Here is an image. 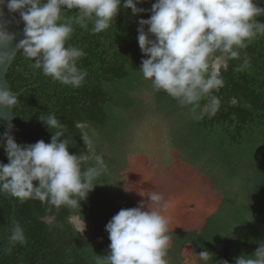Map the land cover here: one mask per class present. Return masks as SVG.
<instances>
[{
  "label": "trees",
  "instance_id": "1",
  "mask_svg": "<svg viewBox=\"0 0 264 264\" xmlns=\"http://www.w3.org/2000/svg\"><path fill=\"white\" fill-rule=\"evenodd\" d=\"M155 2L143 0L137 7L144 12L133 15L122 0L110 28L98 34H92L91 22L87 30L74 25L67 43L86 53L77 62L87 72L79 88L34 71L32 61L20 51L7 75L13 92L24 91L14 107L16 129L26 145L40 140L50 143L54 130L49 131L40 116L54 113L67 126L62 139L69 140L71 154L88 152L103 157L107 172L81 202L80 213L90 229L103 234H108L105 228L114 215V200L122 196L129 157L140 155L142 147H152L170 159L177 153L179 161L212 181L222 199L200 230H169L168 264H185L186 247L196 256L204 250L211 253L213 260L208 264H235L236 258L253 256L264 243V35L241 52L250 60L248 69L234 71L241 63L234 60L222 71L225 85L214 93L221 100L216 115L195 119L205 101L194 114L191 106L181 107L165 92L156 91L139 71L147 58L138 44L139 20L150 18ZM255 2L264 8V0ZM76 11L65 10L64 17L70 18ZM256 20L264 23V16ZM150 122L155 124L154 130ZM7 124L0 120V135L7 132ZM11 135L23 146L15 133ZM8 162L0 147V163ZM123 205V209L137 207L128 200ZM47 207L38 200L20 203L0 193V264H95L96 256L109 254V248L93 242L69 222L67 208H53L48 213ZM46 215L55 216L53 225L41 219ZM14 222L24 230L23 244L9 240ZM197 264H204L198 256Z\"/></svg>",
  "mask_w": 264,
  "mask_h": 264
},
{
  "label": "clouds",
  "instance_id": "2",
  "mask_svg": "<svg viewBox=\"0 0 264 264\" xmlns=\"http://www.w3.org/2000/svg\"><path fill=\"white\" fill-rule=\"evenodd\" d=\"M142 2L123 0V7L138 15L144 12L137 7ZM0 4H6L10 13H19L25 25L24 38L16 44V51H22L32 61L30 67L54 82L79 88L87 72L77 62L86 53L67 43L74 25L87 30L91 22L92 34L108 30L122 0H0ZM74 9L77 11L72 17H64L65 10ZM259 16H264V8L258 7L255 0H156L150 18L139 20L138 44L147 57L139 71L156 91L165 92L181 107L191 106L194 114L205 101L195 119L205 114L213 117L221 107V100L214 93L225 85L222 71H227L229 62L234 60L241 61L236 72L250 67V60L241 52L264 35V23L256 20ZM14 39L7 25L0 22V49ZM11 59L10 54L0 51V67ZM18 102L16 93L0 88V108L12 110ZM40 121L49 131L54 130L50 131V143L40 140L19 145L10 134L11 123L7 124L9 131L0 135V141H4L0 147L9 161L0 163V193L20 203L38 200L48 206V213L65 207L70 211L69 222L83 233L86 223L80 215L81 202L107 172V164L98 154H71L69 140L62 139L67 126L54 113L42 114ZM89 160L94 163L89 164ZM162 207H167L163 196L150 192L147 203L121 209L105 228L110 240L109 254L96 256L95 264H168L172 235L169 219L161 214ZM41 219L50 226L55 223L54 215ZM9 240L13 244L26 241L19 223L14 222ZM197 256L204 264L213 260L207 250ZM235 264H264V243L253 256L236 258Z\"/></svg>",
  "mask_w": 264,
  "mask_h": 264
},
{
  "label": "rangeland",
  "instance_id": "3",
  "mask_svg": "<svg viewBox=\"0 0 264 264\" xmlns=\"http://www.w3.org/2000/svg\"><path fill=\"white\" fill-rule=\"evenodd\" d=\"M143 97L147 104V92L143 93ZM135 109L137 115L140 114L139 108ZM154 117L157 118L158 114L155 113ZM144 125L147 126V123ZM150 125L154 130L155 124L150 122ZM139 153L141 154L138 156L129 157L122 196L114 200L112 206L114 215L123 209L125 199L130 195L134 197L138 207L141 202L147 203L150 192H156L163 196V202L167 204V207L160 208V211L169 219V230H200L207 218L216 213L222 199L212 181L193 167L179 161L175 152L171 154V159L165 153H155L152 147H142ZM160 160H163V163ZM85 223L83 234L90 235L93 242L109 248V235L96 232L90 229L86 221ZM183 256L185 264H197V256L190 247L185 248Z\"/></svg>",
  "mask_w": 264,
  "mask_h": 264
},
{
  "label": "water",
  "instance_id": "4",
  "mask_svg": "<svg viewBox=\"0 0 264 264\" xmlns=\"http://www.w3.org/2000/svg\"><path fill=\"white\" fill-rule=\"evenodd\" d=\"M0 22L5 23L7 25V31L14 34L15 36V39L9 46L0 49V51L7 52L12 56V59L7 64H5L3 67H0V88H3L5 90L10 89L12 91L10 83L7 79V75L20 52L16 51V44L24 38L25 25L21 20L19 13H10L6 7V4H0ZM23 93L24 91L16 94L18 95V97H20ZM0 120H4L13 125V128L10 130V134L15 133L22 145L25 146L26 144L24 143L21 135L16 129L14 108L12 110L7 108H0ZM8 131L9 129L7 130V132ZM3 143L4 141H0V144Z\"/></svg>",
  "mask_w": 264,
  "mask_h": 264
},
{
  "label": "crops",
  "instance_id": "5",
  "mask_svg": "<svg viewBox=\"0 0 264 264\" xmlns=\"http://www.w3.org/2000/svg\"><path fill=\"white\" fill-rule=\"evenodd\" d=\"M127 200L130 201V202H132V203H135L136 204V202L134 201L135 200L134 197L131 196V195H130V197H128V198L125 199V201H127Z\"/></svg>",
  "mask_w": 264,
  "mask_h": 264
}]
</instances>
